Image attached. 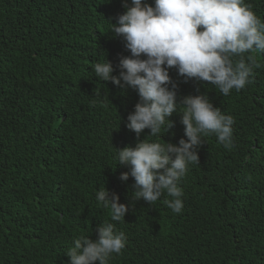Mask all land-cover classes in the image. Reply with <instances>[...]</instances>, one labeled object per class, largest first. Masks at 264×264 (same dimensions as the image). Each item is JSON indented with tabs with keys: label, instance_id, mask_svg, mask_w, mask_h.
Here are the masks:
<instances>
[{
	"label": "trees",
	"instance_id": "obj_1",
	"mask_svg": "<svg viewBox=\"0 0 264 264\" xmlns=\"http://www.w3.org/2000/svg\"><path fill=\"white\" fill-rule=\"evenodd\" d=\"M246 3L264 20V0ZM123 11L121 0H0V264H70L74 239L95 240L105 221L127 237L109 264H264V52L245 54L253 82L227 96L170 70L178 98L206 94L234 118L231 148L215 134L197 148L177 214L166 194L148 204L119 180L114 148L138 142L126 123L139 98L92 65L130 54L108 20ZM170 119L162 139L178 144L181 114ZM105 186L129 205L124 220L96 201Z\"/></svg>",
	"mask_w": 264,
	"mask_h": 264
},
{
	"label": "clouds",
	"instance_id": "obj_2",
	"mask_svg": "<svg viewBox=\"0 0 264 264\" xmlns=\"http://www.w3.org/2000/svg\"><path fill=\"white\" fill-rule=\"evenodd\" d=\"M124 11L111 21L112 38L120 39L130 54L118 65L106 59L92 65L96 77L138 95L134 110L127 115L126 127L136 134L135 146L117 149V166L128 171L121 182L134 180L135 200L152 204L165 194L164 204L174 213L184 208L181 179L188 165L199 162L197 148L203 138L215 134L225 148L233 145L232 115L214 107L206 94L178 98V76L216 86L227 96L253 82L254 64L245 59L253 51L264 52V20L246 0H121ZM115 20L113 23L112 20ZM118 74L114 75L116 70ZM199 92V89H197ZM99 95V93H96ZM181 114L184 137L178 144L162 136L174 127L170 117ZM145 129L149 134L139 140ZM164 141L150 140L157 137ZM96 201L110 208L111 220L122 221L129 205L106 186L95 194ZM96 239L80 235L65 255L70 264H109L112 254H120L126 234L105 221L96 228Z\"/></svg>",
	"mask_w": 264,
	"mask_h": 264
}]
</instances>
